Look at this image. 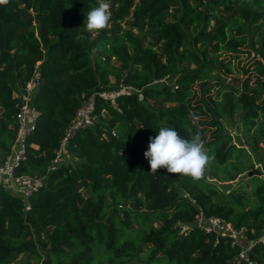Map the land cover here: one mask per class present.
Masks as SVG:
<instances>
[{"label":"trees","instance_id":"trees-1","mask_svg":"<svg viewBox=\"0 0 264 264\" xmlns=\"http://www.w3.org/2000/svg\"><path fill=\"white\" fill-rule=\"evenodd\" d=\"M107 2L109 27L95 37L82 26L97 0L0 4V163L37 77L38 115L14 175L40 178L27 208L0 184V264H245L242 245L192 226L200 212L242 229L248 257L264 264V177L248 175L252 154L264 167V0ZM251 50L249 65L233 63ZM89 97L92 122L54 163ZM160 127L200 133L214 157L201 180L149 173L144 152ZM241 174L226 191L212 181Z\"/></svg>","mask_w":264,"mask_h":264},{"label":"built area","instance_id":"built-area-1","mask_svg":"<svg viewBox=\"0 0 264 264\" xmlns=\"http://www.w3.org/2000/svg\"><path fill=\"white\" fill-rule=\"evenodd\" d=\"M35 83L32 85V91L35 84L38 82V78L35 77ZM33 81V80H32ZM31 82V81H30ZM29 82V83H30ZM25 88V94L22 95V104L16 117L18 120V129L15 138V143L11 152L0 163V184L9 190L13 195L19 196L23 199L24 205L28 207V196L32 190L40 184V178L29 175H14V167L18 164L20 159L24 156L25 144L24 140L31 131L34 130L36 117L38 115L37 110L29 103V99L24 97L27 94L28 87ZM103 97H110L111 94L102 92ZM93 110V99L89 97L86 99L80 107L76 110L73 118L65 127L63 135L60 140V147L56 151L53 162L58 163L64 156L63 151L68 138L73 135L77 130L85 127L92 122L91 112ZM192 226L203 230L205 232H213L223 237H229L231 239V245H242L241 237L242 229L235 228L231 223L221 219L218 216H206L200 212L192 222ZM244 238V236H243ZM245 239V238H244ZM260 240L264 241V237ZM249 244L241 247L237 259L242 260L245 264H260L251 260L247 255Z\"/></svg>","mask_w":264,"mask_h":264},{"label":"clouds","instance_id":"clouds-1","mask_svg":"<svg viewBox=\"0 0 264 264\" xmlns=\"http://www.w3.org/2000/svg\"><path fill=\"white\" fill-rule=\"evenodd\" d=\"M7 0H0V4ZM98 6L92 7L86 14L83 31L93 37L107 29L111 20V5L107 0H97ZM71 7V6H70ZM83 35L77 39H84ZM193 124L196 116L190 114ZM144 157L150 165V174L155 175L158 169H166L168 174L189 178L193 182L201 180L206 169L214 160L205 149V143L199 132L190 138L182 137L171 127H160L155 137H149Z\"/></svg>","mask_w":264,"mask_h":264},{"label":"rangeland","instance_id":"rangeland-1","mask_svg":"<svg viewBox=\"0 0 264 264\" xmlns=\"http://www.w3.org/2000/svg\"><path fill=\"white\" fill-rule=\"evenodd\" d=\"M253 55L256 56L255 52L251 50V53H249V54H247V53H240V54H238V56L232 57V60H233V63L234 64H237V65H240V64L249 65L251 63V57ZM249 75H250L249 76L250 77V83H253L256 75L254 74V72L253 73H250ZM234 76L237 77L240 80H243L244 77H245L244 75L237 74V73H235ZM33 83H35V80H33V81H31L29 83L31 87H28V90L26 91L27 94L24 95V97H26L27 99H30L31 94L34 91V90L32 91V89H31ZM26 88H27V86H26ZM24 94H25V92H24ZM228 131L232 135L233 142H235L237 145H243V139L241 137V130H240V126L239 125H236V127L232 128V129H229ZM260 146L263 148L264 147L263 143H260ZM260 157L264 160V151L263 150L260 151ZM252 158H253V160L255 162L254 168L255 169H258L260 175L262 177H264V167L258 162L257 157L254 154H252ZM240 178H244V174H241L234 181H222V182H218V181H214L213 179H212V181L217 185V187L220 190L226 191V190H229V189L234 188L237 180L240 179ZM241 241H242L241 243H242V245L244 247L249 244V242L246 239H244L243 236L241 237ZM16 264H23V257L22 256H20L18 258Z\"/></svg>","mask_w":264,"mask_h":264},{"label":"water","instance_id":"water-1","mask_svg":"<svg viewBox=\"0 0 264 264\" xmlns=\"http://www.w3.org/2000/svg\"><path fill=\"white\" fill-rule=\"evenodd\" d=\"M251 174L259 175V170L258 169H253L251 172L248 173V175H251Z\"/></svg>","mask_w":264,"mask_h":264}]
</instances>
